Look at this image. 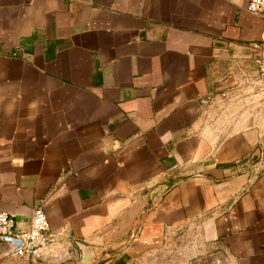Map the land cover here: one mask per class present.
Instances as JSON below:
<instances>
[{"label":"crops","instance_id":"crops-1","mask_svg":"<svg viewBox=\"0 0 264 264\" xmlns=\"http://www.w3.org/2000/svg\"><path fill=\"white\" fill-rule=\"evenodd\" d=\"M247 2L0 0V211L22 234L55 187L50 232L78 252L45 263L0 240V264H132L181 233L264 264V91L246 124L201 119L234 63L254 67Z\"/></svg>","mask_w":264,"mask_h":264},{"label":"rangeland","instance_id":"rangeland-1","mask_svg":"<svg viewBox=\"0 0 264 264\" xmlns=\"http://www.w3.org/2000/svg\"><path fill=\"white\" fill-rule=\"evenodd\" d=\"M242 61L234 63L232 78L223 89L214 91L205 99L201 115L203 125L211 128L220 124L231 125L232 129L233 124H246L248 119H243L245 117L239 114V109L241 113L247 112L250 104L258 107L262 103L260 96L263 91L251 82L255 78V70ZM241 100L240 105L238 102ZM193 247L190 238L181 233L176 240H167L161 248L148 252L132 264H221L220 250L206 252Z\"/></svg>","mask_w":264,"mask_h":264},{"label":"built area","instance_id":"built-area-1","mask_svg":"<svg viewBox=\"0 0 264 264\" xmlns=\"http://www.w3.org/2000/svg\"><path fill=\"white\" fill-rule=\"evenodd\" d=\"M246 10L264 18V0H248ZM250 48L255 70V78L251 82L264 91V40L251 42ZM54 190L55 187L33 208L29 227L22 234H15L13 230L14 218L6 212L0 211V236L20 238L22 241L21 247L14 252L15 255L47 263L57 258L69 244L58 248L59 234L50 232V225L44 211V206L54 196Z\"/></svg>","mask_w":264,"mask_h":264},{"label":"water","instance_id":"water-1","mask_svg":"<svg viewBox=\"0 0 264 264\" xmlns=\"http://www.w3.org/2000/svg\"><path fill=\"white\" fill-rule=\"evenodd\" d=\"M0 240H3L8 243L9 246L8 254L14 253L22 245V241L20 238H15L11 236H0ZM77 256H78V252L76 247L72 243H69L65 247L64 251L57 258L51 260V263L59 262L70 258H76Z\"/></svg>","mask_w":264,"mask_h":264}]
</instances>
